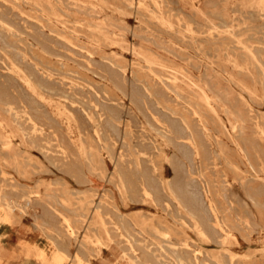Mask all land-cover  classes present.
Instances as JSON below:
<instances>
[{"label": "rangeland", "instance_id": "374dc122", "mask_svg": "<svg viewBox=\"0 0 264 264\" xmlns=\"http://www.w3.org/2000/svg\"><path fill=\"white\" fill-rule=\"evenodd\" d=\"M0 82L15 136L13 148L0 141V264H135L111 229L126 218L145 264H264V0H0ZM172 119L201 140L185 175L214 201L205 235L165 191L145 198L126 166L140 157L160 184L180 178ZM62 196L71 215L82 199L102 202L111 237L88 222L69 238L51 214ZM90 228L102 238L87 247Z\"/></svg>", "mask_w": 264, "mask_h": 264}, {"label": "bare ground", "instance_id": "6f19581e", "mask_svg": "<svg viewBox=\"0 0 264 264\" xmlns=\"http://www.w3.org/2000/svg\"><path fill=\"white\" fill-rule=\"evenodd\" d=\"M262 1V0H261ZM157 3V2H156ZM140 6V5H138ZM145 7V6H143ZM166 9V8H165ZM263 9V8H262ZM152 10V9H150ZM148 10V11H150ZM150 13V12H149ZM157 14V13H156ZM158 15V14H157ZM160 15V14H159ZM155 16V13L154 15ZM158 17V16H157ZM161 17V15H160ZM159 19V18H158ZM164 19V18H163ZM161 17V20H163ZM156 20V19H155ZM165 21V20H164ZM164 23V22H163ZM171 24V23H170ZM212 24V23H211ZM190 25V24H189ZM163 26V25H162ZM217 27V25H215ZM214 26V27H215ZM215 29V28H214ZM229 29V28H228ZM90 30V29H89ZM74 32V31H73ZM211 36V35H210ZM196 39V38H195ZM115 44V43H114ZM118 44V43H116ZM241 44V43H240ZM123 49V48H122ZM249 49V48H248ZM226 52V51H225ZM139 54V53H137ZM141 55V54H139ZM118 56V55H117ZM143 58V57H141ZM145 58H143L144 60ZM23 60V59H22ZM118 64V63H117ZM150 64V62H149ZM113 65V64H112ZM154 65V64H153ZM148 66V65H147ZM159 66V65H158ZM162 67V66H161ZM242 68V67H241ZM169 69V68H168ZM145 70V69H144ZM173 71V70H172ZM69 72V71H68ZM176 72V71H175ZM125 73V72H124ZM179 73V72H178ZM169 74V73H168ZM176 74V73H175ZM170 75V74H169ZM57 76V75H56ZM172 76V75H171ZM62 77V76H61ZM28 77L26 76L25 78V82L27 83V85L30 87L32 86V82L30 79H27ZM169 79V78H168ZM171 79V78H170ZM175 79V76H174ZM173 79V81H174ZM176 81H178V79L176 78ZM73 82V81H72ZM95 82V81H94ZM175 82V81H174ZM173 83V82H171ZM184 83V82H183ZM168 84V83H167ZM174 84V83H173ZM176 85V84H175ZM174 85V86H175ZM206 86V85H205ZM72 88V87H71ZM148 89V88H146ZM132 90V89H131ZM149 90V89H148ZM180 90V89H179ZM201 90V89H200ZM178 91V89H177ZM148 92V91H147ZM150 92V91H149ZM244 92V91H243ZM150 94V93H149ZM205 95V94H204ZM158 96V95H157ZM99 97V96H98ZM146 97H149L148 95ZM205 97V96H204ZM4 98H10L9 96V92L8 89L6 87V85H4L3 83L0 82V99H4ZM210 99V98H209ZM207 100V99H206ZM264 100V99H263ZM149 101V100H148ZM208 101V100H207ZM245 101V100H244ZM147 102V101H146ZM76 104V103H75ZM147 104V103H146ZM209 107H211L209 105ZM2 108V107H1ZM159 108V107H158ZM170 108V107H169ZM27 110V109H26ZM213 110V109H212ZM61 111V110H60ZM160 111V110H159ZM213 112V111H212ZM16 113V112H15ZM27 114V119L29 120V123L31 124V126L35 129V131H37V121L35 119V117L33 116V114H29V112H26ZM196 114V113H195ZM176 117V116H175ZM114 118V117H113ZM236 119V118H235ZM204 120V119H203ZM116 121V120H115ZM220 121V119H219ZM28 122V121H27ZM98 122V121H97ZM206 123V121H204ZM112 123V122H111ZM96 124V123H95ZM109 124V122L107 123ZM113 124V123H112ZM119 124V123H117ZM100 125V124H99ZM208 125V124H207ZM238 125V124H237ZM236 126V125H235ZM234 126V127H235ZM0 127L3 128V130L5 129V133L1 136L0 135V141H1V145H4L8 148H13V143L15 142L14 140V134L10 133V131L6 128V126L3 124V122H1L0 120ZM94 127V126H93ZM112 127V126H111ZM110 127V128H111ZM169 127L171 129V131L174 133L176 139H178V144H179V149H180V153L177 154V160L174 162L175 168L178 170V172L180 173L181 176H179L180 178L175 182V183H168L166 182L165 184H160L161 181H157L154 179V177L150 174L149 170L144 168L142 163H141V159L140 157L137 158L135 160V162L133 163H128L129 167V171L133 173V170L135 173H133V175H135V177L140 178V190L142 191L143 195L145 196V198L148 199H155L159 197V194L161 191H165V195L170 198L171 200H175L176 203L186 209V212L190 214L191 219L193 220L194 226H195V230L197 231L198 234L200 235H205V227H209L211 228V222L213 220V217L215 215V204L213 199L211 198H207V201L205 199L202 198V194L200 195L199 192L193 188V185L189 182V179L186 177L185 173L188 172V170L191 169V166H194V163L196 162L197 158L199 156H201L202 154V146L200 141L198 140V136L196 135L197 132H195V130L191 127V125L189 124L188 121L183 120V121H178L176 119H172L169 123ZM260 127V126H259ZM105 128V127H104ZM120 128V127H119ZM225 128V127H224ZM231 128V127H230ZM239 128V127H237ZM113 129V128H112ZM116 129V128H115ZM236 129V127H235ZM258 129V128H257ZM97 130V129H96ZM95 130V131H96ZM119 130V129H117ZM203 130H205L203 128ZM234 130V129H233ZM259 130V129H258ZM103 131V130H102ZM260 131V130H259ZM98 132V131H97ZM96 132V133H97ZM146 132V131H145ZM208 134L209 131H207ZM232 132V130H231ZM102 133V132H101ZM119 133V132H117ZM261 133V132H260ZM259 133V134H260ZM99 134V133H98ZM263 134V133H262ZM120 135V134H119ZM212 135V134H211ZM236 135V134H235ZM81 136V135H80ZM99 137V136H98ZM231 137V136H230ZM170 138V137H169ZM235 140V139H234ZM154 143V142H153ZM159 143V142H158ZM237 143V142H236ZM156 145V144H154ZM177 147V146H176ZM63 148V147H62ZM64 149V148H63ZM204 149V148H203ZM65 150V149H64ZM65 152V151H64ZM66 154V153H64ZM141 154V152H140ZM143 154V153H142ZM145 155V152L144 154ZM142 155V156H143ZM14 157V155H12ZM139 156V155H138ZM137 156V157H138ZM149 156V154H148ZM145 156V157H148ZM164 157V156H163ZM220 157V156H219ZM15 158V157H14ZM125 158V157H124ZM152 158V157H151ZM149 159V158H148ZM66 160V159H65ZM132 161V160H131ZM154 162V161H153ZM150 164V163H149ZM155 164V163H154ZM228 165V164H227ZM163 166V165H162ZM156 168V166H155ZM230 168V167H229ZM237 168V167H236ZM2 174L3 176L7 177L8 172L5 171L4 169H2ZM154 174V173H153ZM244 174V173H243ZM156 175V174H155ZM179 175V174H178ZM224 175V174H223ZM12 176V175H11ZM164 179V178H163ZM161 180V179H160ZM138 181V180H137ZM194 181V180H193ZM133 183V182H132ZM135 185V184H134ZM138 185V184H137ZM226 185V184H225ZM229 185V184H228ZM130 187V186H129ZM123 190V189H122ZM203 191V190H202ZM32 195L34 194L35 196H37L40 192L37 191H31L30 192ZM125 193V192H124ZM6 194L3 193V190L0 189V210L5 209L6 207L10 206V203L6 201L5 199ZM52 197H54L53 195H51ZM86 196V195H85ZM107 196V195H106ZM208 196V195H207ZM57 197V196H56ZM59 197V196H58ZM142 197V196H141ZM96 198V197H95ZM104 199H106L104 197ZM60 204L61 206L64 208H60L58 206H53V211H51V214L62 224L66 235L71 238V239H76L77 237V228H76V223H81V224H85V223H90L91 224H96L97 223H101L105 233L111 237V229L113 230L112 232H117L119 235L121 236H125L127 237V241H128V247L131 251V254L133 255V258L135 259V264H145V263H149L150 261L147 258V255H144V258H142L137 252V248L135 245V240H133L132 238V233H130L129 231V226H128V219H123L122 221H113V227L111 229H109L106 225H107V221L104 217V211H103V207L100 204H94L92 205V201L93 200H88V199H82L79 201V204L76 208H74V215H71L70 213H68L67 210L65 209H69L70 205L72 204V202L70 201L69 198L66 197H60ZM11 201V200H10ZM100 202V201H99ZM98 202V203H99ZM12 203V202H11ZM167 205L169 206V202L166 201ZM76 206V205H75ZM165 207V206H164ZM172 209V208H171ZM181 214V212H180ZM53 217V218H54ZM108 217V215H107ZM112 222V221H110ZM131 222V221H130ZM134 222V221H133ZM138 224V223H135ZM140 224V222H139ZM224 226V225H223ZM133 227V226H132ZM140 227V226H139ZM142 227V224H141ZM146 227V226H145ZM144 227V228H145ZM172 227V226H171ZM152 228L156 231H158L159 233H161V235L163 237H165L166 239H171L172 238V234L175 232L174 229L172 230L170 227H166V228H161V227H155L154 225L152 226ZM132 229V228H131ZM143 229V228H142ZM124 230L127 231L126 235L130 236V238L128 236L125 235ZM136 230V229H135ZM145 230V229H144ZM143 230V231H144ZM132 231V230H131ZM140 231V230H139ZM146 231V230H145ZM133 232V231H132ZM138 232V231H136ZM229 232V231H228ZM147 233V232H145ZM150 233V232H149ZM140 234V233H138ZM142 234V233H141ZM177 234V233H176ZM143 235V234H142ZM141 235V236H142ZM134 236V234H133ZM100 238H102V236L100 237L98 234H93L91 232V228L90 230L86 231V233L84 234V241L87 245V247H91V245H97ZM152 238V237H151ZM113 239V238H112ZM180 239V238H179ZM66 240V239H65ZM144 241V240H143ZM146 241V240H145ZM149 241V240H148ZM147 241V242H148ZM56 243V242H55ZM171 244V243H170ZM181 244V243H180ZM184 247L187 248H191V244L189 242L188 239H185L183 241ZM60 246V244H58ZM148 245V243H147ZM162 245V244H161ZM174 245V244H173ZM58 246V257L63 260L66 257H71V254L69 252V250H65L61 247ZM64 247V246H63ZM153 247V246H152ZM167 247V246H166ZM183 247V246H182ZM181 247V248H182ZM95 248V247H94ZM162 248V247H161ZM163 249V248H162ZM165 249V248H164ZM147 250V249H146ZM193 250V249H192ZM167 251V250H166ZM197 254L195 256L196 260H199V257H201L200 255L203 254L202 252L196 251ZM168 253V252H167ZM174 253V252H173ZM74 254V253H73ZM126 254V253H125ZM158 254V252H157ZM161 254V253H160ZM200 254V255H198ZM229 254V253H228ZM83 255V254H82ZM153 255V254H152ZM151 255V256H152ZM89 256V255H88ZM159 256V255H158ZM163 256V255H162ZM168 256V255H166ZM155 257V255H154ZM159 258V257H158ZM157 258V259H158ZM232 258V257H231ZM74 260L77 261L78 264H82L83 259L82 256L79 254H75V256L73 257ZM85 259V258H84ZM171 259V258H170ZM230 259V258H229ZM70 260V259H69ZM89 260V259H88ZM166 260V259H165ZM184 259H180V263L181 264H185L183 262ZM157 261V260H155ZM161 262V260H160ZM164 263V262H163ZM158 264V263H157ZM232 264V263H231Z\"/></svg>", "mask_w": 264, "mask_h": 264}]
</instances>
